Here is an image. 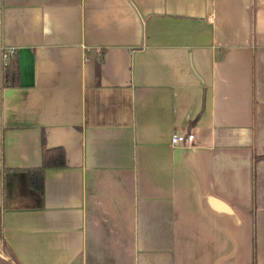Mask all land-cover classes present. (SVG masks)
I'll return each mask as SVG.
<instances>
[{"label":"crops","instance_id":"crops-1","mask_svg":"<svg viewBox=\"0 0 264 264\" xmlns=\"http://www.w3.org/2000/svg\"><path fill=\"white\" fill-rule=\"evenodd\" d=\"M0 235L21 264H264V0H0Z\"/></svg>","mask_w":264,"mask_h":264},{"label":"trees","instance_id":"trees-1","mask_svg":"<svg viewBox=\"0 0 264 264\" xmlns=\"http://www.w3.org/2000/svg\"><path fill=\"white\" fill-rule=\"evenodd\" d=\"M260 158L261 156H256ZM66 164V155L62 147H43L42 151V164L38 166L28 167L27 174L29 184L39 191L44 188V172L48 167H59ZM0 252L11 259L15 264H21L15 253L0 235Z\"/></svg>","mask_w":264,"mask_h":264},{"label":"built area","instance_id":"built-area-1","mask_svg":"<svg viewBox=\"0 0 264 264\" xmlns=\"http://www.w3.org/2000/svg\"><path fill=\"white\" fill-rule=\"evenodd\" d=\"M195 135L192 132L189 133H173L171 141L173 144L188 143L191 144L194 141Z\"/></svg>","mask_w":264,"mask_h":264}]
</instances>
